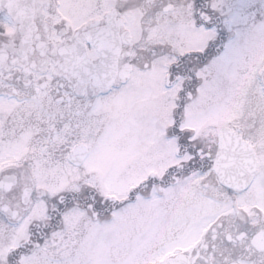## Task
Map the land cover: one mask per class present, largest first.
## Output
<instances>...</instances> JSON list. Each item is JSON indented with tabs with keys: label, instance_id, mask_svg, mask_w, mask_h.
Here are the masks:
<instances>
[{
	"label": "snow or ice",
	"instance_id": "obj_1",
	"mask_svg": "<svg viewBox=\"0 0 264 264\" xmlns=\"http://www.w3.org/2000/svg\"><path fill=\"white\" fill-rule=\"evenodd\" d=\"M0 264H264V0H0Z\"/></svg>",
	"mask_w": 264,
	"mask_h": 264
}]
</instances>
